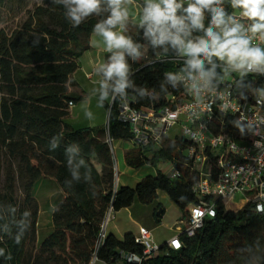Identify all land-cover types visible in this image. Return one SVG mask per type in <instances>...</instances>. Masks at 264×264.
Here are the masks:
<instances>
[{"label":"trees","instance_id":"1","mask_svg":"<svg viewBox=\"0 0 264 264\" xmlns=\"http://www.w3.org/2000/svg\"><path fill=\"white\" fill-rule=\"evenodd\" d=\"M177 3L182 4L177 17L185 18L183 9L189 3ZM212 7L222 9L225 20L231 13L242 11L234 8L231 0H220ZM110 14L107 0H101L96 12L76 24L66 0H42L27 11L20 25L0 30V264H92L94 258L105 264H136L126 260L128 254L142 256L141 264H264V214L252 202L233 211L226 207V200L216 198L214 217L206 218L194 235L189 236L184 229L179 232L183 242L180 249L165 242L158 252L144 255V247L136 242L133 232L122 238L106 233L100 242L101 224L110 206L116 212L134 201L151 204L162 191L186 219L190 206L198 202L193 190L198 176L182 163L189 141L178 135L172 140L166 138L159 150L150 146L144 151L135 147L127 151L129 167L150 165L156 174L147 175L135 187H115V161L108 136L113 140L133 138L131 125L120 119L118 98L112 100L115 88L123 83L121 90L132 106L144 111L176 108L185 100L178 74L193 68L165 59L181 56L182 47L171 40L154 43L147 23L126 38L135 52L124 48L123 77L113 74L109 78L108 67L102 69L105 90L111 98V102H103L108 110L107 127L76 129L67 122L70 102L83 99L72 91L78 85L74 74L79 58L89 49L96 26ZM212 15L211 9L204 10L203 28L192 27L185 18L187 34L181 33L184 42L207 39L205 30ZM171 31L175 34V29ZM196 58L211 63L193 69L203 71L213 84L225 76L226 70L216 65L224 60L203 54ZM235 78L236 87L243 92L264 86V74ZM225 121L233 127L229 117ZM168 159L179 169V177L157 168L158 161ZM43 177L55 180L64 198L53 210V231L38 245L40 204L35 186ZM155 219L158 223L161 220Z\"/></svg>","mask_w":264,"mask_h":264},{"label":"built area","instance_id":"2","mask_svg":"<svg viewBox=\"0 0 264 264\" xmlns=\"http://www.w3.org/2000/svg\"><path fill=\"white\" fill-rule=\"evenodd\" d=\"M179 1L191 3L193 0ZM226 23L229 27L239 24L240 34L250 39L251 46L264 48V37L260 33L253 34L249 31L252 23L243 15V10L228 15ZM219 31V28L216 29V32ZM165 59L191 66L193 57L181 55ZM197 59L201 60V66L211 64L201 58ZM216 65L226 70L225 76L217 84H213L203 71L188 68L179 72L178 80L183 86L185 100L176 108L165 106L157 111L138 109L132 106L119 86L115 88L112 96V100L118 98L120 119L131 125L133 138L130 142L135 148L143 151L150 146L154 150L161 149L167 138L169 125L181 122L182 132L178 136L189 141V145L183 150L185 159L182 163L198 176L193 188L198 202L190 206L188 217L181 221L180 232L184 229L189 236L203 227L206 218L216 215V198L226 200L228 208L236 196L240 195V209L252 202L256 210L264 214V86L257 91L248 88L243 92L236 87V78L230 77L237 70L241 74L263 75L264 64L249 68L247 65L236 67L221 61ZM101 85L106 87L107 82L104 81ZM71 105L73 102H70ZM228 117L233 127L226 124ZM108 142L115 161L114 177L117 188L120 171L114 140L108 136ZM152 152L148 153L149 156ZM171 164L172 170L168 175L179 177L180 171L173 160ZM114 213L110 206L101 224L100 242L106 236L107 225ZM135 240L143 245L144 255L156 253L160 249V245L153 240L152 231L147 227H139ZM167 245L180 249L183 242L179 233ZM125 258L136 264H141L143 260L137 254H128Z\"/></svg>","mask_w":264,"mask_h":264},{"label":"clouds","instance_id":"3","mask_svg":"<svg viewBox=\"0 0 264 264\" xmlns=\"http://www.w3.org/2000/svg\"><path fill=\"white\" fill-rule=\"evenodd\" d=\"M124 0H107L111 9L109 18L96 26V30L101 34L109 48H127L130 52H135L129 40L123 35H118L112 31V28L118 23H122L127 18V10L121 8ZM220 0H194L183 9L187 20L195 28H203L204 10L211 9L213 15L210 26L205 30L207 39H200L198 43L189 41L185 43L181 33H186L185 18H179L176 15L182 4L177 0H159L158 3L148 0L147 7L144 9L141 23H147V33L154 37V43H164L171 40L174 45H179L183 50L193 57L191 66L193 68L201 67V60L197 59L200 54L205 57L216 56L221 60L227 59L230 64L236 67L249 68L254 65L264 64V50L259 47L251 46L250 39L242 36L241 26L234 24L229 27L225 20V13L222 9L213 8L214 4ZM234 8L239 7L243 10V15L253 21L250 32L260 33L264 37V0H231ZM69 5V15L74 23L78 24L82 17H87L96 12L101 4V0H66ZM219 28L216 32L213 29ZM171 29H175V34ZM106 71V76L111 78L113 74L123 77L126 71V65L122 55L113 58ZM119 87L122 89L124 84ZM19 237H17V243ZM3 250L0 249V255Z\"/></svg>","mask_w":264,"mask_h":264},{"label":"crops","instance_id":"4","mask_svg":"<svg viewBox=\"0 0 264 264\" xmlns=\"http://www.w3.org/2000/svg\"><path fill=\"white\" fill-rule=\"evenodd\" d=\"M155 2V1H152ZM148 3V0H124L121 4L122 9L127 10V18L123 20L122 23H118L112 28V31L116 32L118 35H123L125 38L130 33H135L138 31L140 26L142 25L141 20L144 13V5ZM157 3V2H156ZM124 54V48H109L103 36L99 34L96 30L90 36V47L86 51L83 52L81 57L79 58V68L74 74V77L77 81V86L72 88V91L78 95H82L83 99L78 103H73L70 106V116L67 118V122L74 128H105L108 124V110L104 106V101H110L105 98V95L108 94L105 90V87H102V82H104V78L102 75V69L108 67L111 63H113V58L117 55ZM228 62L227 59L224 60ZM120 143V141L127 140H114ZM130 142V141H127ZM131 143V142H130ZM120 156L122 160L125 162V154L127 151L134 149V145H126L120 144L119 148ZM115 151V150H114ZM116 154V153H115ZM117 159V155H116ZM118 167H119V161ZM126 163V162H125ZM127 165V164H126ZM150 165H145L139 169H135V172L131 175L128 174L127 177H124L125 183H119L120 177L118 179V185L120 186H129L135 187L136 184L146 177L147 175H155L156 170H146L144 172H139L140 169L147 167ZM128 167V166H127ZM152 167V166H151ZM132 168V167H129ZM127 171V170H126ZM129 172V171H128ZM42 183V184H40ZM46 183V185H45ZM37 184L41 185V191L45 190L46 195V203L47 210L51 213V223L47 226V231L49 232L44 239L53 231L54 226L52 223V213L55 206L64 198V193L62 189L59 187L58 183L51 178H41ZM36 184V185H37ZM37 191L35 186V196L40 204V212L37 224V244H41L39 229L41 227V214H42V203L40 199L37 197ZM168 196L166 193L159 191L158 198L151 204H147L154 212V218L156 209H163V214L161 216V220L159 222L162 226L163 224L168 226L170 229L174 228L175 233L168 239L163 242H158L155 240L153 236V240L161 245L165 242H168L172 237L177 235L180 232L182 227L181 221L182 219V211L176 206V204L170 200L161 201V198ZM169 197V196H168ZM136 203H140L139 201H134V203L130 207L122 208L119 211L114 213L113 218L108 223L106 232L112 233L118 238H122L126 233L133 232L136 234L139 230V227L144 226L140 222V215L133 212V207ZM230 206V205H229ZM242 205H237L236 207H228L233 209L234 211H238ZM157 217V216H156ZM156 220V219H155ZM157 222V221H156ZM158 223V222H157ZM145 227V226H144ZM151 230V229H150ZM152 231V230H151ZM153 235V233H152ZM96 264H105L102 261H97ZM120 264V263H118Z\"/></svg>","mask_w":264,"mask_h":264},{"label":"rangeland","instance_id":"5","mask_svg":"<svg viewBox=\"0 0 264 264\" xmlns=\"http://www.w3.org/2000/svg\"><path fill=\"white\" fill-rule=\"evenodd\" d=\"M42 0H0V30L2 28H6L7 30H11L15 28L16 26L20 25L24 19L27 17V11L32 10L35 5L41 3ZM155 2H159V0H152ZM264 50V48L262 49ZM181 55L183 56H188L183 48L181 50ZM235 65V64H234ZM241 72L239 70L236 71L235 75H240ZM231 79H234L235 76L234 74H230ZM105 98L107 100L110 99V96L108 94L105 95ZM111 102V99H110ZM182 132V124L181 122L171 124L169 125L167 132H166V137L170 140L174 139L177 135H181ZM120 144H126L130 145L132 143L127 142V141H120L118 143L117 141H114V150L117 155V159L119 161V177H120V182L119 183H125L124 177H127L128 174L131 175L132 173L135 172L134 168H129L128 165L122 160V157L120 156V150L118 149ZM128 166V167H127ZM157 168L162 170L165 174H170L172 170V164L171 160H161L158 161L157 163ZM156 170L155 167L147 166L139 170V172H144L146 170ZM127 170V171H126ZM129 171V172H128ZM42 184V183H40ZM36 185V190L37 191V197L40 199L42 203V214H41V227L39 229V236L40 240L42 241L44 237L49 233L47 231L48 225L51 223V213L49 210H47V203H46V191L42 190L41 191V185ZM46 185V183H45ZM170 200L168 196L165 195L163 199L161 198V201L164 200ZM242 200V196L237 195L236 198L231 202L230 207H236L238 204H240V201ZM151 207H149L147 204H142V203H136V205L133 207V212L135 215L139 214L140 215V222L142 225L147 227L148 229L152 230L153 236L156 241L158 242H163L164 240L170 238L174 233L175 230L174 228L170 229L166 225L158 226L160 225L159 223L156 222L154 218V212L150 210ZM97 259L94 258L92 264H96ZM120 264H123L121 262Z\"/></svg>","mask_w":264,"mask_h":264},{"label":"water","instance_id":"6","mask_svg":"<svg viewBox=\"0 0 264 264\" xmlns=\"http://www.w3.org/2000/svg\"><path fill=\"white\" fill-rule=\"evenodd\" d=\"M162 214H163V209L160 208V209H158V211L156 212L155 215H156L158 218H161Z\"/></svg>","mask_w":264,"mask_h":264}]
</instances>
